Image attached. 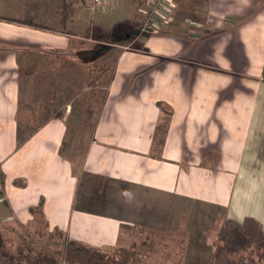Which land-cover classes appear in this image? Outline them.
<instances>
[{
	"label": "crops",
	"instance_id": "crops-1",
	"mask_svg": "<svg viewBox=\"0 0 264 264\" xmlns=\"http://www.w3.org/2000/svg\"><path fill=\"white\" fill-rule=\"evenodd\" d=\"M123 7L105 13L103 28H139L140 11L134 25ZM183 26L141 31L136 48L120 46L76 170L60 152L63 117L22 137L29 124L20 119L24 67L34 54L75 47L71 22L62 29L0 19L2 220H31L42 199L49 228L96 247L129 246L118 244L122 225L172 233L184 221L182 264L209 260L205 232L218 215L250 216L264 229V0H204ZM158 102L171 110L161 145Z\"/></svg>",
	"mask_w": 264,
	"mask_h": 264
},
{
	"label": "rangeland",
	"instance_id": "rangeland-1",
	"mask_svg": "<svg viewBox=\"0 0 264 264\" xmlns=\"http://www.w3.org/2000/svg\"><path fill=\"white\" fill-rule=\"evenodd\" d=\"M4 1L6 2L2 6L5 7L4 16L23 18L32 15L36 23H43L49 28L63 27L59 23L62 2L70 6L67 22H71L72 30L77 35L76 46L42 55L34 54L31 57L30 60L33 61L24 67V72H30V76H24L28 94H26V103L20 111V119L29 124L21 126L22 137L47 116L52 117L59 113L65 119L68 129L67 141L70 142H67L64 154L73 161V167L77 170L105 98L106 85L112 75L116 54L120 46L136 48L137 42H131L133 36L122 32L123 26L111 28L109 31L103 28L102 18L107 11L91 13L85 8L90 5V0ZM141 2L142 0H121L119 6L113 10L125 6L123 7L125 11L135 18V25L139 22L136 19ZM203 2L204 0H175V7L170 13V23L166 27L163 26L159 32H184V19L192 17L195 9L202 6ZM87 27L98 34L107 35V39L96 41L91 36L87 37L85 33ZM101 43L112 46L106 51ZM114 44L116 46H113ZM6 212L5 208L0 211V264H5L1 252L13 253L19 245L24 246L25 253L36 255L46 251L55 257L57 263H62L58 234L52 230L53 228H49L44 215L41 217L35 214L31 220L22 223L14 219L2 220ZM176 228L172 233L164 231H157V234L150 233V238H147L145 244H141V241L148 234L147 232L140 233L136 228H122V236L118 239V244H123L125 240L128 242L126 245L135 241L141 246L139 247L141 258L132 264H175L176 261L183 263L187 255L178 252L179 246L175 240L180 237V233L176 232ZM206 240L208 242L207 237ZM208 244L210 245V242ZM205 256L200 255L202 258Z\"/></svg>",
	"mask_w": 264,
	"mask_h": 264
},
{
	"label": "trees",
	"instance_id": "trees-1",
	"mask_svg": "<svg viewBox=\"0 0 264 264\" xmlns=\"http://www.w3.org/2000/svg\"><path fill=\"white\" fill-rule=\"evenodd\" d=\"M69 7L68 3L62 2L60 23L63 26H65L69 18ZM0 19L9 22L29 24L40 28H49L43 23H36L32 15L23 18L0 15ZM85 33L87 37L91 36L96 41H104L105 38L107 39V35L98 34L89 27L85 29ZM262 80L264 81V62ZM158 107L163 113V117L161 122L156 125V130L159 133L158 137H156V144L161 145L164 141V128L171 114V110L160 102H158ZM52 117L61 116L58 113ZM49 118L50 117L47 116L41 123ZM67 130L66 127L62 149L60 151L65 157L64 149L68 142ZM21 141L22 140L18 141V143ZM69 160L73 164V161L71 159ZM42 203L43 200L40 199L38 204L31 209L34 215L39 214L43 217ZM121 227L123 229L136 228L140 233L147 232L148 234H146L145 238L141 241V244L146 243L147 238H150V233H158L157 231L145 229L140 226L122 225ZM52 230L58 234L63 260L62 263H57L55 257L46 251L36 255H31L29 252L25 253L23 251L24 246L22 247L19 245L17 250L13 253L1 252L5 264H132V262L136 263V261H139L141 258V250L139 249L141 246L135 241H132L130 245L126 247L119 245L96 247L80 240L70 238L66 232L56 226L53 227ZM176 232L180 233V237L176 238L175 243L179 246L178 252L183 255L185 254L188 237V231L184 221L178 224ZM206 237L211 245V256L206 264H256L257 262L264 264V229L253 217L246 216L239 222L226 218L223 215H218L214 221L213 227L206 231ZM27 248L28 247H26V249ZM175 264H182V261H176Z\"/></svg>",
	"mask_w": 264,
	"mask_h": 264
},
{
	"label": "built area",
	"instance_id": "built-area-1",
	"mask_svg": "<svg viewBox=\"0 0 264 264\" xmlns=\"http://www.w3.org/2000/svg\"><path fill=\"white\" fill-rule=\"evenodd\" d=\"M76 2L80 0H67ZM121 0H90L85 7L91 13L111 11L119 6ZM175 6V0H142L139 28L143 32H158L170 19V13Z\"/></svg>",
	"mask_w": 264,
	"mask_h": 264
},
{
	"label": "water",
	"instance_id": "water-1",
	"mask_svg": "<svg viewBox=\"0 0 264 264\" xmlns=\"http://www.w3.org/2000/svg\"><path fill=\"white\" fill-rule=\"evenodd\" d=\"M141 32V29L140 28H135V29H132L131 31L128 32L129 35L131 36H137L139 35V33ZM111 47V44H102V48L107 50Z\"/></svg>",
	"mask_w": 264,
	"mask_h": 264
}]
</instances>
